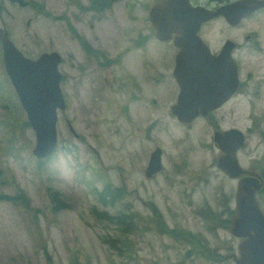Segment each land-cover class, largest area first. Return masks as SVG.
I'll return each instance as SVG.
<instances>
[{
	"label": "rangeland",
	"instance_id": "1",
	"mask_svg": "<svg viewBox=\"0 0 264 264\" xmlns=\"http://www.w3.org/2000/svg\"><path fill=\"white\" fill-rule=\"evenodd\" d=\"M27 1L30 6L20 8L0 0V28L27 58L61 55L66 110L58 114L56 151L37 159L36 134L9 81L0 45V264H235L240 240L223 223H229L228 212L235 209L237 181L217 168L222 152L214 142V126L245 133L240 164L264 174V17L239 29L240 34L256 32L263 50L238 57L240 94L214 113V123L201 117L185 125L171 110L177 88L165 44L133 49L123 57L139 75L135 65L146 70L143 62L151 57L156 75L164 67L169 79L160 89L157 81L143 91L155 102L132 103L128 113L118 108L120 94L113 102L110 92L97 99L90 73L79 81L73 77L71 64L80 60L82 36H96L94 46H104L112 57L123 56L130 45L125 34L141 27L135 15L141 18L151 0L117 4L101 21L76 11L81 0ZM121 65L101 72L106 87L122 72ZM158 147L163 170L149 179L145 170ZM108 185L125 191L114 206L97 198ZM50 193L59 201L53 202ZM258 200L264 212L263 193ZM59 203L64 208L55 211ZM96 212L133 215V233L99 220Z\"/></svg>",
	"mask_w": 264,
	"mask_h": 264
},
{
	"label": "water",
	"instance_id": "2",
	"mask_svg": "<svg viewBox=\"0 0 264 264\" xmlns=\"http://www.w3.org/2000/svg\"><path fill=\"white\" fill-rule=\"evenodd\" d=\"M8 1L20 8L30 6L27 0ZM186 6V0H158L151 10L150 19L156 29V38L161 42L173 40L182 51L177 56L175 70L181 94L173 113L180 122L191 125L200 116L208 118L229 102L240 90L241 80L231 48H225L222 55L214 57L197 36L201 24L213 17L190 14ZM262 6V3L250 4L242 11L234 10L229 23L238 25ZM173 34L176 35L174 38ZM0 44L6 73L36 134L33 155L40 160L48 159L59 142L58 114L66 110L59 70L61 55L53 52L44 53L37 59L27 58L10 39L8 31L2 28ZM191 51L195 54H189ZM70 130L75 134L72 127ZM214 142L222 152L217 168L229 179L237 180L235 211L230 220V234L240 240L235 264H264V212L257 196L264 191V176L241 166L238 152L247 143L241 130H215ZM162 156L163 151L159 147L151 154L145 170L147 178L151 179L162 171Z\"/></svg>",
	"mask_w": 264,
	"mask_h": 264
},
{
	"label": "flooded vegetation",
	"instance_id": "3",
	"mask_svg": "<svg viewBox=\"0 0 264 264\" xmlns=\"http://www.w3.org/2000/svg\"><path fill=\"white\" fill-rule=\"evenodd\" d=\"M84 1L87 2V7H84L82 5ZM128 1L129 0H81L80 1L81 3L79 4V7L77 8L76 11L82 14H89L90 19H93L94 21H101L103 15L106 16L109 10H111L115 5ZM157 1L158 0H151L150 5L147 4L142 9L141 18L138 17V15H135L136 20L140 21L141 27L138 28L135 31V33H132V30H134V28H131L128 30L127 34H125L126 43L130 45L125 48L123 52L124 54L123 56H121L120 53H117V55H114L112 57L104 46L103 47L100 45L94 46V43L99 39L96 36L93 37L92 39H88L82 36L84 38L82 40L83 42L79 44L77 49L81 54L80 60L77 63L71 64L74 80L79 81L81 78H83V76H87L89 73L91 77H95L94 84H96V87L94 88L97 93V99H104L103 94L105 93L106 95H108V93L110 92L114 96H116V97L112 96L110 98V102H113L118 99L117 98L118 94L122 95V98L119 103V107H118V103H116V106L120 109H123L127 113L129 112V105L132 103H136L139 101V103H141L140 105L142 106L144 101L152 100V102H155L156 97H154V99L153 97L147 99L145 98V95H143V91H145V89L148 86H150V84L155 85L156 82L158 81L159 83L158 87L160 89L163 87V84H165L164 80L169 81V79L166 77L167 70L164 67H162V69H159L160 72H158V76L156 75L157 70H155L153 67V64H155V62L154 60L151 59V57L149 61L143 62V66L147 68L146 70H144L140 66V64L135 65V67L140 69V75L139 73L133 71L130 65H128L125 62H122L123 57H125V55H128L129 53L132 54L131 52L133 49H143L148 45H152V44L154 45L156 42L160 44H165L166 50L168 48L167 54L170 53L173 59L172 70L175 79V80L173 79L174 85L177 88V98H176L177 103L179 100V96L181 94V87L175 77V70L177 67V56L182 51L181 49L175 46L173 40L169 42H161L156 38V29L153 23L151 22L150 15L152 8L155 6ZM186 2L188 4L186 8L189 10L190 14L195 15L197 13H201L203 14L204 17H213L210 20L203 22L197 33V36L205 44V46L208 48L212 56L219 57L220 55L223 54V52H225V48H231L230 50L231 56L237 63L239 62L238 57L240 55L245 54L244 55L245 58L246 55L250 52H260V51L263 52L261 46L262 39L258 37L256 32H247L244 34H240L239 29L247 21L258 20L259 18L264 17V0H186ZM258 3H262L263 6L254 10V12L249 14L247 17L243 18L238 25H232L229 23L228 19L230 16H233L234 10L242 11V9H244L247 5L258 4ZM125 6L126 8L133 10L134 13L135 10L131 7L130 4H127ZM133 13L131 14L130 17L131 19L133 18L132 17ZM216 23H220L221 28L216 29L215 28ZM91 28L94 29L93 24H91ZM172 36L174 38L176 35L173 34ZM189 54H195V53L191 51L189 52ZM189 54L185 53V56L190 59ZM172 59H170L169 61L171 62ZM189 59L186 60L188 61ZM119 63L122 64L121 65L122 72H120L116 80L115 77L113 78V81L110 83V87L108 88L106 87L108 81L104 77L102 79L101 72L105 70L104 68L112 67L114 65L117 66ZM62 64H63V59H62V63L59 66L60 71ZM181 66L183 67V61L181 62ZM60 73L62 75V79L64 80L65 74L62 73V71ZM239 92L234 97L239 95L240 94ZM154 96L156 95L154 94ZM175 105H173L171 108L172 113H173V107ZM112 109L114 110V108ZM160 111L161 110L159 109V112ZM216 111L212 112L210 114V117L208 118L202 116H200L199 118L201 117L206 118L211 123H214L215 122L214 113ZM215 130L224 131L218 129L217 126H214V132ZM251 170H256V169L251 168ZM261 174L264 176L263 173ZM153 212L154 214H157L158 211L153 210ZM225 221H227V219H225ZM152 222L154 223V219H152ZM228 226L229 225H226L225 227L228 228ZM163 227L165 226L163 225ZM181 247L183 248V227H182ZM234 257L235 254L233 255V259Z\"/></svg>",
	"mask_w": 264,
	"mask_h": 264
},
{
	"label": "trees",
	"instance_id": "4",
	"mask_svg": "<svg viewBox=\"0 0 264 264\" xmlns=\"http://www.w3.org/2000/svg\"><path fill=\"white\" fill-rule=\"evenodd\" d=\"M125 191L122 188H112L110 185L106 186L105 188H103L101 190V192H98L97 194V198L99 200V202L104 205V206H114L116 203H118L119 201H121L124 196H125ZM264 194V191L261 192ZM51 199L53 202H57L59 201L58 199V195L57 194H51ZM1 200V199H0ZM4 200L6 201H14V199L12 198H8L5 197ZM57 200V201H56ZM64 208V205L59 203L58 207L56 205L55 207V211L58 210V208ZM94 215L99 219V220H105L108 221L110 223H112L113 225L122 228V232L124 234H129V233H133L134 230V221H133V215L130 214H120V215H115V216H111L108 215V213H94ZM233 215V212L229 211L228 212V217ZM225 226L229 225V223L227 221H224L223 223ZM115 248H117L116 246H114ZM70 264H80L78 263L76 260L71 261Z\"/></svg>",
	"mask_w": 264,
	"mask_h": 264
}]
</instances>
